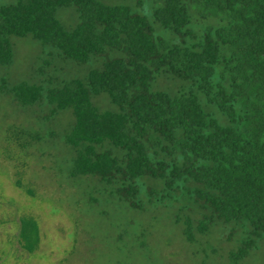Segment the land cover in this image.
I'll use <instances>...</instances> for the list:
<instances>
[{"label":"trees","instance_id":"1","mask_svg":"<svg viewBox=\"0 0 264 264\" xmlns=\"http://www.w3.org/2000/svg\"><path fill=\"white\" fill-rule=\"evenodd\" d=\"M126 1L0 4V65L14 62L13 36H32L61 60L98 63L61 79L45 60L39 81L1 83L18 104L47 106L46 120L71 111L63 125L71 177H96L134 208L144 199L183 203L188 215L177 221L189 241L234 222L244 231L228 261L244 264L264 243V0ZM146 2L153 21L140 12ZM71 6L78 22L67 28L58 10ZM156 23L177 39L158 35ZM101 97L107 106L94 101ZM26 135L39 140L20 127L12 137ZM19 222V244L32 253L40 225Z\"/></svg>","mask_w":264,"mask_h":264},{"label":"rangeland","instance_id":"2","mask_svg":"<svg viewBox=\"0 0 264 264\" xmlns=\"http://www.w3.org/2000/svg\"><path fill=\"white\" fill-rule=\"evenodd\" d=\"M17 1L0 0V4ZM140 12L153 21L148 2ZM58 18L71 28L78 13L75 7H62ZM154 27L158 35L177 39L160 24ZM12 42L14 62L0 65V264H229L228 254L244 231L234 222H220L189 241L177 221L178 215H188L187 209L180 211L183 203L144 199L142 208H134L106 190L98 178L69 175L72 150L63 140V128L73 120L71 111L46 120L47 106L20 105L7 87L23 80L39 81L36 70L45 60L52 61L47 72L61 79L86 76L98 66L97 60L78 64L52 57L49 54L56 50L32 36H13ZM154 86L170 90L163 80L157 79ZM94 101L107 106L105 98ZM17 127L36 133L39 140L26 135L18 142L28 140L30 145L20 146L12 137ZM22 216H32L40 225V247L32 253L18 241ZM193 216L198 218L199 213ZM263 260L261 243L244 264H263Z\"/></svg>","mask_w":264,"mask_h":264}]
</instances>
